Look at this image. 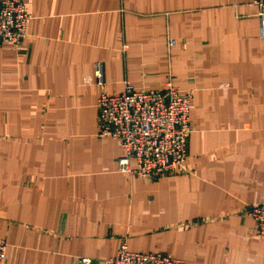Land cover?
Instances as JSON below:
<instances>
[{
	"label": "crops",
	"instance_id": "0c3cea01",
	"mask_svg": "<svg viewBox=\"0 0 264 264\" xmlns=\"http://www.w3.org/2000/svg\"><path fill=\"white\" fill-rule=\"evenodd\" d=\"M0 46V264H111L119 246L189 264H264V34L253 0H23ZM96 64L103 84L96 83ZM191 91L177 173L122 172L98 94ZM134 166V162H131Z\"/></svg>",
	"mask_w": 264,
	"mask_h": 264
},
{
	"label": "built area",
	"instance_id": "2783aa9c",
	"mask_svg": "<svg viewBox=\"0 0 264 264\" xmlns=\"http://www.w3.org/2000/svg\"><path fill=\"white\" fill-rule=\"evenodd\" d=\"M260 32L264 34V0H253ZM30 15L23 0H0V46L18 47L26 32ZM96 83L103 84L102 67L96 64ZM192 93L181 92L170 81L160 89L135 90L126 84L123 91H101L96 100V134L113 138L122 150L118 169L145 178H159L181 170L187 155L191 132ZM134 162V166L131 165ZM255 234L264 238V201L248 207ZM6 242L0 239V262ZM78 264H91L79 258ZM111 264H189L161 253L129 251L122 243Z\"/></svg>",
	"mask_w": 264,
	"mask_h": 264
}]
</instances>
